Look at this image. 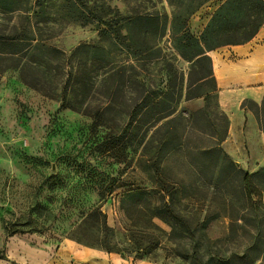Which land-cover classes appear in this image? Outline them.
I'll list each match as a JSON object with an SVG mask.
<instances>
[{
  "label": "rangeland",
  "instance_id": "374dc122",
  "mask_svg": "<svg viewBox=\"0 0 264 264\" xmlns=\"http://www.w3.org/2000/svg\"><path fill=\"white\" fill-rule=\"evenodd\" d=\"M71 1L48 0L39 15L33 0L0 9V258L16 234L85 246L75 237L95 231L80 223L100 207L112 253L131 264H191L175 255L184 253L197 254L198 264H264V209L253 212L227 165L248 172L244 152L224 143L216 80H199L169 30L159 41L136 30L142 51L132 53L119 28L134 8L169 15L167 1L76 0L70 13ZM102 3L118 9L105 10L103 19L117 21L106 31L83 21ZM217 6L191 14L193 34ZM243 106L264 127V106ZM215 145L225 156L216 165L208 153ZM259 171L251 175L264 191ZM171 204L192 224H175ZM205 214L214 215L202 224Z\"/></svg>",
  "mask_w": 264,
  "mask_h": 264
},
{
  "label": "trees",
  "instance_id": "16d2710c",
  "mask_svg": "<svg viewBox=\"0 0 264 264\" xmlns=\"http://www.w3.org/2000/svg\"><path fill=\"white\" fill-rule=\"evenodd\" d=\"M17 1L27 3L30 0H0V9L12 10L13 5L18 3ZM74 1L68 3L70 13H72L71 9H76ZM132 1L134 0H128L127 3L129 4ZM166 1L171 8L169 15L157 7L152 9L134 8L129 13H123L124 15L121 17V26L119 28H123L126 31L125 38L128 40V48L132 53L142 51L138 50L135 45L139 40V34L136 33V30L143 31V39H145V35L148 33L157 41L169 30L174 48L183 58L192 61L193 67L197 68L196 72L199 74V80L203 81L209 78L215 79L212 71V60L209 55L210 51L221 46L242 44L249 41L256 35L264 22V0ZM209 1H216L218 6L211 14L202 32L199 35H195L188 27V19L192 13ZM47 2L48 0H33V7L37 8L34 14L39 15L43 13ZM111 9L118 14L116 6L113 8L110 6L106 7L103 3L99 8L97 7L98 11L90 8L88 17H85L83 21L84 23L87 21H96L98 24H103L105 28L101 31H106V27H111L112 24L117 23V21L114 22L113 17H108L107 19L102 18L106 14L105 10ZM213 89L215 91L217 90L216 88ZM148 148L147 145L144 146L145 150ZM208 153L213 158L215 165L220 161L222 162V159L225 157L222 155L220 159L221 149L217 145L209 148ZM227 165L234 174L239 175L238 189L243 193L245 198L251 200L253 212L256 214L260 208L264 209V191L255 184L252 175L240 170L233 162L227 161ZM186 197L193 199L195 198V193H188ZM168 208L170 209L168 215L175 224L178 226L192 224L191 217L182 214L173 204L168 205ZM213 215L205 214L201 223L206 224L210 222ZM85 225H88L89 228L84 229H93L95 234H91L92 236H88L90 238L87 239L76 236L75 239L78 242L89 247H100L109 253L118 251L113 242L112 229L106 224V215L100 210V207L90 210L82 219L79 228H83ZM194 230L195 228H188L190 236L193 235ZM175 255L189 259L191 264L199 263L198 256L195 253Z\"/></svg>",
  "mask_w": 264,
  "mask_h": 264
},
{
  "label": "crops",
  "instance_id": "0c3cea01",
  "mask_svg": "<svg viewBox=\"0 0 264 264\" xmlns=\"http://www.w3.org/2000/svg\"><path fill=\"white\" fill-rule=\"evenodd\" d=\"M217 83V102L228 119L225 139L238 150L247 171L264 166V127L243 102L264 106V22L249 41L209 52ZM247 172V173H248ZM0 264H131L116 253L82 246L71 240L54 241L38 234L6 237ZM142 264V263H139Z\"/></svg>",
  "mask_w": 264,
  "mask_h": 264
}]
</instances>
